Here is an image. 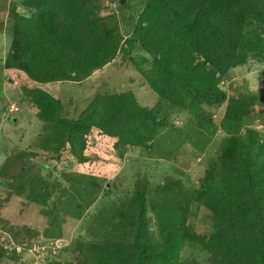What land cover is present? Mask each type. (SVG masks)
<instances>
[{
    "label": "trees",
    "instance_id": "obj_1",
    "mask_svg": "<svg viewBox=\"0 0 264 264\" xmlns=\"http://www.w3.org/2000/svg\"><path fill=\"white\" fill-rule=\"evenodd\" d=\"M23 4L30 15L19 14L12 24L4 68L15 84L27 77L23 90L37 115L60 126L74 154L78 139L87 149L96 129L114 138L116 148H149L162 127L161 109L142 106L133 91L98 94L70 119L62 116L60 98L38 86L71 78L80 81L120 50L128 52L102 26V17L89 0ZM129 43L130 47L139 43L152 58L149 68L137 64L150 87L171 107L186 109L197 119L193 129L202 142L199 150L209 143L203 128L214 124L207 108L228 102L220 124L226 137L219 162L191 194V201L212 212L214 230L205 233L190 227L175 197L149 204L146 191L138 187L128 203L130 242L102 243L87 262L53 264H200L180 262L186 242L202 244L211 252L213 264H264V142L259 132L245 127L256 98L230 97L221 86L251 55L264 60V0H146ZM78 156L81 164L90 159ZM149 208L158 220L161 242L151 233Z\"/></svg>",
    "mask_w": 264,
    "mask_h": 264
},
{
    "label": "rangeland",
    "instance_id": "obj_2",
    "mask_svg": "<svg viewBox=\"0 0 264 264\" xmlns=\"http://www.w3.org/2000/svg\"><path fill=\"white\" fill-rule=\"evenodd\" d=\"M23 2L0 0V264L83 263L102 243L130 242L128 203L138 187L146 191L149 204L156 198L175 197L187 224L211 233L212 212L191 201V194L219 162L226 137L220 124L228 102L207 108L214 124L203 128L209 143L199 150L202 142L193 129L197 119L161 99L137 65L149 68L152 58L139 43L130 47L146 0H89L102 17V26L128 52L120 50L80 81L71 78L38 86L60 98L62 116L70 119L98 94L133 91L142 106L161 109L159 134L149 148H116L114 138L96 129L87 149L78 139L76 154L60 126L37 115L23 90L27 77L15 84L4 68L12 24L17 15H30ZM221 86L230 97L256 98L245 127L259 132L264 142V60L251 55L245 65L230 71ZM78 155L90 159L81 164ZM147 215L154 240L161 242L160 226L150 208ZM180 262L213 264L214 259L202 244L186 242Z\"/></svg>",
    "mask_w": 264,
    "mask_h": 264
},
{
    "label": "crops",
    "instance_id": "obj_3",
    "mask_svg": "<svg viewBox=\"0 0 264 264\" xmlns=\"http://www.w3.org/2000/svg\"><path fill=\"white\" fill-rule=\"evenodd\" d=\"M240 67V66H239Z\"/></svg>",
    "mask_w": 264,
    "mask_h": 264
}]
</instances>
